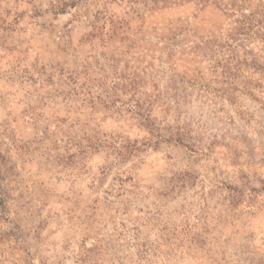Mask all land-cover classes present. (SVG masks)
Segmentation results:
<instances>
[{
  "label": "rangeland",
  "instance_id": "obj_1",
  "mask_svg": "<svg viewBox=\"0 0 264 264\" xmlns=\"http://www.w3.org/2000/svg\"><path fill=\"white\" fill-rule=\"evenodd\" d=\"M0 264H264V0H0Z\"/></svg>",
  "mask_w": 264,
  "mask_h": 264
}]
</instances>
